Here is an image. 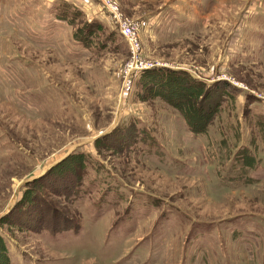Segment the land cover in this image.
<instances>
[{
    "label": "rangeland",
    "instance_id": "obj_1",
    "mask_svg": "<svg viewBox=\"0 0 264 264\" xmlns=\"http://www.w3.org/2000/svg\"><path fill=\"white\" fill-rule=\"evenodd\" d=\"M0 264H264V0H0Z\"/></svg>",
    "mask_w": 264,
    "mask_h": 264
},
{
    "label": "built area",
    "instance_id": "obj_2",
    "mask_svg": "<svg viewBox=\"0 0 264 264\" xmlns=\"http://www.w3.org/2000/svg\"><path fill=\"white\" fill-rule=\"evenodd\" d=\"M109 5L113 7L112 4L109 3ZM111 10L116 19L119 33L125 39L129 50L128 59L122 67L120 82V93H127L132 84V75L150 64L139 54V41L135 25L128 20L121 19L117 16L114 9Z\"/></svg>",
    "mask_w": 264,
    "mask_h": 264
}]
</instances>
